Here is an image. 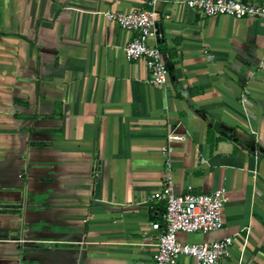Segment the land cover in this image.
<instances>
[{
	"label": "crops",
	"instance_id": "0c3cea01",
	"mask_svg": "<svg viewBox=\"0 0 264 264\" xmlns=\"http://www.w3.org/2000/svg\"><path fill=\"white\" fill-rule=\"evenodd\" d=\"M185 2L154 5L155 86L104 15L147 0H0V264H151L167 161L176 194L227 195L222 230L178 240L264 264V20Z\"/></svg>",
	"mask_w": 264,
	"mask_h": 264
},
{
	"label": "built area",
	"instance_id": "2783aa9c",
	"mask_svg": "<svg viewBox=\"0 0 264 264\" xmlns=\"http://www.w3.org/2000/svg\"><path fill=\"white\" fill-rule=\"evenodd\" d=\"M167 0H147L149 8L134 9L128 12L107 11L104 15L108 22L117 24L122 30L131 32L133 38L122 48L128 61L143 60L148 73L146 83L164 86L168 68L163 54L157 45L161 33L156 27L154 5ZM186 6L202 17L225 15L235 20L256 18L264 20V4L250 0H186ZM179 139L172 134L167 136L168 144ZM161 147L168 157L170 146ZM163 177L160 188L152 195L153 199L164 205L159 221L150 223V228L158 231L156 250L151 264H176L180 257H187L192 264H218L221 259L229 258L233 244L232 236H224L211 242L181 243L179 233H210L222 230V211L227 201L226 190L219 188L208 193L186 192L176 194L169 172Z\"/></svg>",
	"mask_w": 264,
	"mask_h": 264
}]
</instances>
